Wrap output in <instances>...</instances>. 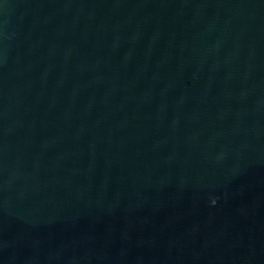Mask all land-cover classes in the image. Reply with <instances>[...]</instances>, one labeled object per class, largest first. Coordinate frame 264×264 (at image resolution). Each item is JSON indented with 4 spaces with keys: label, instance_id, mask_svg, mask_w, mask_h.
Returning <instances> with one entry per match:
<instances>
[{
    "label": "water",
    "instance_id": "1",
    "mask_svg": "<svg viewBox=\"0 0 264 264\" xmlns=\"http://www.w3.org/2000/svg\"><path fill=\"white\" fill-rule=\"evenodd\" d=\"M0 264H264V0H0Z\"/></svg>",
    "mask_w": 264,
    "mask_h": 264
}]
</instances>
